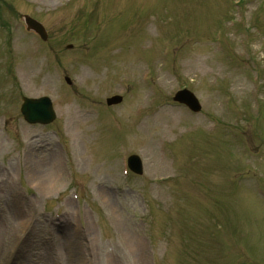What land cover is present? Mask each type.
Here are the masks:
<instances>
[{"label":"rangeland","instance_id":"obj_1","mask_svg":"<svg viewBox=\"0 0 264 264\" xmlns=\"http://www.w3.org/2000/svg\"><path fill=\"white\" fill-rule=\"evenodd\" d=\"M3 1L14 8L5 7ZM0 2L4 19V23L0 19V132L3 119L8 118L7 129L15 138L12 148L16 140L30 144L24 157L23 144L13 154L23 160L26 187L18 191L35 193L37 197L34 201L28 196L26 202L32 200L36 205L38 200L41 203L38 208L46 204L53 209L69 194L66 200L73 206L69 204L73 200L70 190L56 195L55 189H51V195L41 196L37 180L28 176L30 173L50 178L52 169L44 160L45 155L53 152L40 148L47 143L53 146L55 140L47 133L51 131L50 125L29 126L22 121L18 110L21 95L47 94L52 97L57 114L52 126L66 139L58 141L62 145L68 143L71 184H76L80 192V212L93 227L101 224L102 237H98L95 228V238L106 250L110 247L116 250L118 246L111 236L113 229L118 227L121 239L125 237L110 206L113 205L122 222L126 221L131 231L135 226L145 243L149 230L141 217L150 220L155 214V221L159 220L152 241L156 251L146 244L147 264H241L242 256V264H264V142L257 145L259 138L264 139V0H240L237 6L232 0ZM23 13L43 20L49 31L47 41L25 31ZM104 13L100 35L114 36L119 51L110 38L93 35L86 39L92 46L91 55L84 57L81 52L86 44L81 35L91 34L93 31L86 28L88 20L100 22ZM219 31H223L220 40ZM67 41H73V46L68 48ZM105 61L110 64L109 69H114L104 72ZM161 61L165 64L160 66ZM141 65L151 70L148 80L151 89L146 93L157 94L159 98L162 92L169 98L174 89L189 82L201 98L203 112L189 116L182 108H166L159 113L149 108L142 95L145 89L137 86L142 83ZM66 75L72 78L71 84L64 82ZM78 94L82 98L74 99ZM113 94L123 95L120 104L108 107L105 101L102 103V97ZM136 97L139 105L128 111L134 108ZM228 97L231 98L226 100ZM78 105L88 109L84 118L78 117ZM223 110L232 112L231 130L228 128L224 137L216 130L211 135L208 124ZM153 113L152 119H146ZM193 128L196 133L189 134ZM39 140L44 142L37 143ZM165 145H173L171 149L180 153L178 161H173L174 169L176 175L179 172L188 176L186 180L162 179L173 173L164 160ZM133 152L143 156L145 166L144 174L136 180L125 178L119 163L123 153ZM29 153L35 156L30 162ZM221 166L224 173L219 171ZM15 168L12 166L9 172L5 169L0 174V211L17 231L16 240L14 235L0 237V241L4 238L6 241L2 264H41L40 259L50 254L52 245L56 244L60 250L64 244L63 233L54 229L64 224L63 230L70 228L66 234L73 232L71 221L78 224L76 214L72 216L76 208L68 209L62 204L64 212L56 217L53 209L52 218L38 210L28 213L37 206L20 205L22 198L14 196L18 185ZM7 174L15 178L16 184ZM15 207L24 212L14 219L11 216L16 213ZM125 208L130 214L124 213ZM144 211H149L148 215H143ZM181 211L180 220L177 216ZM21 218L31 220L20 225ZM165 222L171 224L166 235L162 226ZM186 228L191 243L183 248L182 232ZM164 240L167 242L163 243ZM19 241L20 250L15 249L17 257L12 259L15 252H9L5 245L16 248ZM68 246L61 251L68 250ZM217 248L227 250L228 255L220 256ZM116 253L118 264H137L134 251ZM101 261L99 255L88 264ZM52 264H58L57 260H52Z\"/></svg>","mask_w":264,"mask_h":264},{"label":"bare ground","instance_id":"obj_2","mask_svg":"<svg viewBox=\"0 0 264 264\" xmlns=\"http://www.w3.org/2000/svg\"><path fill=\"white\" fill-rule=\"evenodd\" d=\"M29 155L30 156H28V154H27V158L29 157L28 159L30 162L31 159L35 158V156H33L34 154H32V153H29ZM36 156H38V154ZM33 162H34V160H33ZM28 176L31 177L32 179L37 180L36 186L39 189V191H41L42 194L50 193L51 183L50 184L47 183V180L49 179V177H47V178L43 177V175H41V174L40 175L35 174L34 176H31L30 173H28ZM52 181H55L57 184L59 183V179L56 176H53ZM52 187H53V183H52ZM110 206L114 210L113 213H114L116 221H118L120 223L121 229L125 235V237H124L125 242L131 245L133 232L129 229L128 223L126 221L124 223L122 222V216L115 210L116 208L113 205H110ZM68 244H70V243L67 241L65 246H68ZM67 249H68L67 251H69V252L71 251L69 246ZM79 261H80L79 257L75 256L73 263L77 264V263H79ZM109 264H110V262H109Z\"/></svg>","mask_w":264,"mask_h":264},{"label":"water","instance_id":"obj_3","mask_svg":"<svg viewBox=\"0 0 264 264\" xmlns=\"http://www.w3.org/2000/svg\"><path fill=\"white\" fill-rule=\"evenodd\" d=\"M31 102H33V101H28L27 104H31ZM34 102H38L39 103L40 101H34ZM48 107L46 105H44V104H39L34 109L39 110L41 113H43V112L47 111Z\"/></svg>","mask_w":264,"mask_h":264}]
</instances>
